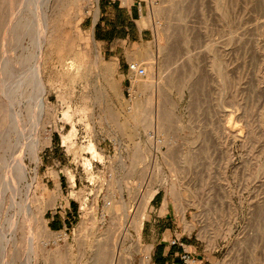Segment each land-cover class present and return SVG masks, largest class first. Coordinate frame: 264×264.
I'll return each instance as SVG.
<instances>
[{
    "label": "rangeland",
    "instance_id": "374dc122",
    "mask_svg": "<svg viewBox=\"0 0 264 264\" xmlns=\"http://www.w3.org/2000/svg\"><path fill=\"white\" fill-rule=\"evenodd\" d=\"M48 1L57 42L45 49L43 61L34 59L44 63L42 70L46 65L47 113L41 125L35 103L28 110L24 97L20 105L28 136L22 142L37 139L40 164L23 152L28 183L27 188L20 184L16 203L20 207L28 202L30 215L16 213L7 194L0 209L6 238L9 220L19 226L17 237L22 232L42 236L36 235L37 245L49 260L31 264H93L91 246L107 226L108 247L99 264H126L127 258L130 264H142L145 256L154 264L163 250L153 245L165 232L181 248L183 264H264V54L253 43L255 32L264 29V0H152L154 6L166 7L155 20L158 36L143 23L151 0H99L97 20L95 0ZM8 16L9 10L0 7V34ZM11 48L0 47V58L6 50L16 73L27 76L21 59L39 51L29 39ZM148 62L157 77L155 101L162 110H171L164 114L170 116L167 125L152 131L151 140V131L130 118L136 101L145 106L151 94L135 88L136 75L128 70L138 64L144 79ZM230 82L233 86L225 93ZM91 139L95 158L84 150ZM126 178L140 193L153 192L140 234L134 237L140 243L138 253L131 243L123 244V215L113 222L107 216L106 228L96 236L79 229L88 213L99 221ZM123 194L128 201L127 190ZM130 208L134 214L136 205ZM49 234L57 235V243ZM27 260L22 243L14 264Z\"/></svg>",
    "mask_w": 264,
    "mask_h": 264
},
{
    "label": "bare ground",
    "instance_id": "6f19581e",
    "mask_svg": "<svg viewBox=\"0 0 264 264\" xmlns=\"http://www.w3.org/2000/svg\"><path fill=\"white\" fill-rule=\"evenodd\" d=\"M51 1H53V0H51ZM60 1L61 0H56V2H60ZM75 1L77 3L79 2L78 0H68L66 2L72 3ZM98 1L99 0H95V3H96L95 19L96 20H97L98 12H99ZM48 2H49L48 0H19V2L16 4L15 0H0V7L5 6L6 9L9 10V16L7 18V22L5 23V25H3L2 32H1L2 34H0V35H2L0 37V39H1L0 44H2V46H0V47L3 48L6 46H11L12 48H17L24 40L29 39L31 46L37 52L39 51L38 56H36V55L31 56L30 55L31 53H30L21 59V63L24 64L26 67H28L27 69L30 72L27 76H24L22 73L21 74L16 73L13 62L6 56L7 51L4 50L5 48L3 49V54H2V57L0 58V209L2 207V200L4 199V197L7 194H9L10 195L9 196L10 206L16 210V213H18V214L23 213L25 216H27V218L30 215V204L28 202H26L22 206L17 207V203H16V196L20 190L19 189L20 184L25 183V185H26V182H27V168L28 167H26V165L24 163L25 158L23 157V155H24L23 152L25 153V151H27L26 155H28L27 157H29V160H31V162L35 163L36 165H39L40 164V159H39L40 144L37 141V139L29 140L28 144L27 143L25 144L22 142V141H24L23 140L25 138L24 136H26V138L28 136L25 135L26 131L23 129V126L21 125L20 105H21L24 97H27V100L29 102V109L28 110L31 109V103L36 104V106L39 109V119L37 121V125L40 126L42 119L45 118V117L42 118V114L47 113L46 111L44 112V110L47 106H45L46 103H44V98H43L44 94H45V86L46 85H44L45 82L43 81V77H42L43 76L42 71L45 69L46 65L44 66V69L42 70V66L44 65V63L41 66V62L39 60L36 62L34 59H40V58L42 59L43 58L42 55H43V52H45V49L49 48L50 46L54 45L57 42V40L55 38L56 27H54L55 24H53L54 18H52V20H51V18L49 17L50 14L48 12V5L46 6V4ZM82 2H83V0H82ZM91 4H92V2H91ZM165 11H166V7H164L163 5L157 7V6L153 5L152 0L149 2V14H148V17H146V19L143 21V23L152 27L155 30V34L157 36L160 33V27L158 26V23L155 22V20L158 17H161L165 13ZM168 13L170 16L174 15L171 10H169ZM253 37H254L253 43L255 45L254 48H256L255 51H257L261 55H262V53L264 54V29L261 30V27H260V29H258L255 32ZM158 46L160 49H163L165 47V45H163V43L160 44V42H159ZM34 49H33V51H34ZM47 50H49V49H47ZM76 53H78V52L76 51ZM32 54H33V52H32ZM44 54L46 56L48 55L46 53H44ZM72 54H74V53H72ZM77 57H79V55ZM32 61H35V63H33L35 65L32 64V66H30ZM42 61H43V59H42ZM77 61H78V59H77ZM220 71H221V69H220ZM147 72L148 73L146 75V78H144V79H143L142 75H140L138 73H132V74L136 75V81H134L135 88H137L140 91L150 92L151 98L149 101H146L145 106L142 104V102L136 101L134 108H133V111H132L133 113L130 116V118L132 117V121L135 123L134 125L143 126L146 130L151 131V133H150V140H151L154 138L153 137L154 134L152 131H159L167 125L166 124L167 119L170 116H167L164 114H165V112L171 111V110H167V109L162 110L160 107V104H158L155 101V99L159 96V89L157 88V86H155V84L157 82V77H155V75L153 73L154 72V65L152 63L151 64L149 63V65L147 64ZM73 73H74V71H73ZM169 75H171V74L169 73ZM219 76H220V72H219ZM171 77H172V75H171ZM171 77H170L169 81L173 82L174 77L173 78H171ZM226 77L228 79L229 76L226 75ZM17 78H19V79L17 81H15ZM231 86H233V85H231V82H230V85H229V83L226 85L225 93H226V91L228 92V89L231 90ZM148 97H150V96H148ZM15 106H17V110L15 109ZM66 114L67 113H65V115ZM92 117H93V115H92ZM232 120H234V119H232ZM70 123H71V119H70ZM232 123H234V121H232ZM77 124H79V123H77ZM80 124H82V123H80ZM71 126H73V125H71ZM117 126H118V129L120 130L121 133L126 134L125 127L122 124L118 123ZM91 129H92V127H91ZM89 130H90V128H89ZM71 133H72V135L75 134V129H73V131H71ZM235 133H236L235 136H237V132H235ZM72 135L69 134V136L66 138V140L68 139V141H69L70 136H72ZM231 135H233V134H231ZM90 137H92V136H90ZM239 137L241 138V135L238 136V138ZM232 138L234 140V137H232ZM235 138H237V137H235ZM91 140H89L88 145L86 147H84L85 149L82 148L78 151L82 150V152H83V149H84L85 151H87V153L91 154L92 158H95L96 156H98L97 155L98 152H97L96 145L93 142L94 139L92 141ZM63 142H64V140H63ZM241 144H242V142H241ZM244 144H245V142H244ZM161 145H162V143H161ZM161 145L157 146L158 151L161 150ZM18 152H19V154L17 155ZM86 161L88 162V160H86ZM228 162H230V161L228 160ZM86 166H87V164H86ZM88 172H89V170H88ZM92 175H93V173H92ZM90 179L91 178H89V181H90ZM37 180H38V171L36 169L35 176H34V179L32 180V182L33 183L37 182ZM126 180L124 179L122 182H120L117 185V190L119 191V196L114 195L113 196V202L108 201V203H106V208L102 212L103 214L100 217L99 221L96 219V217L95 218L91 217V215H89V213H88V216H90V217L87 216L88 217L87 221H85V220L81 221V225L79 224L80 225L79 229L82 231L87 229L90 231L91 236H96L101 230L103 231L106 228L107 216L109 217L110 221L113 222L115 220H118L120 215H123V219L125 221V227H124L123 236H122L123 244L131 243L130 248H132V246H133V250L135 249V251L138 253L140 251V243L138 240H135L134 237H135V235L140 234L141 226L143 223V217H144V213H145V207H146L148 200L152 197L153 192H152V190H150V191H147L145 194L140 193L133 186V184L128 183L129 181L127 178H126ZM174 180L176 183L178 182L177 179H174ZM93 181H94V178H93ZM28 187L31 188L30 183L28 184ZM26 188H27V185H26ZM125 190H127V192H128V201H127V199H125V197H124L125 195L123 194V192ZM29 191H30V189H29ZM177 196H179V195H177ZM110 197L112 199V196H110ZM110 197H109V199H110ZM131 204H133V206H134V204L136 205L137 209H136L135 213L138 211L136 214L135 213L132 214L133 212L131 213V211L129 212V208H130ZM86 209H87V206H86ZM84 210H82V211H84ZM86 215H87V213H86ZM26 221H28V220H26ZM8 227L10 228V239L6 238V236L3 234L2 229L0 230V264H14V262L18 256L19 247L21 246L22 243L25 244L26 250L28 252V260H27L26 264H31L32 262H36L37 259H39V258L44 259V263L48 262L49 259H47V256L45 255L46 253H44L43 249H39V247L37 245L36 239L39 236L38 234H36L38 236H36L35 234H33L31 236L29 232H26V235L24 234L25 232H22L21 236H25V238L23 237L25 239V241L20 242L19 239L21 240V238H20L21 236H18L19 239L17 237V232L19 230V226H17L15 224L14 220H9ZM109 229H110V227L107 226V228L105 230V234H102L100 238L96 239L94 241L93 245L91 246L94 249L93 253H92V254H94V256H91V257H94L93 261L95 263H93V264H96L105 258V254H106L107 247H108V243L105 241H106V234L109 232ZM46 231H47V229L45 230V232ZM48 233L49 232L47 231L46 234L48 235ZM49 236L54 237V239H55L54 241H55V243H57V241H58L57 235H55V234L50 235L49 234ZM38 238H42V236L41 237L39 236ZM38 241H39V239H38ZM91 252H92V250H91ZM57 253H59V252L57 251ZM131 253H133V252H131ZM60 254L61 253H59L58 256H60ZM8 259H9V261H8ZM46 259H47V262H46ZM125 262H128L126 264H130L131 260L129 258H127V260ZM142 264H148V256L144 257Z\"/></svg>",
    "mask_w": 264,
    "mask_h": 264
},
{
    "label": "crops",
    "instance_id": "0c3cea01",
    "mask_svg": "<svg viewBox=\"0 0 264 264\" xmlns=\"http://www.w3.org/2000/svg\"><path fill=\"white\" fill-rule=\"evenodd\" d=\"M138 39H142V32H139ZM125 40L129 41L130 36L128 35ZM166 235L167 233L165 232L162 238L159 237L157 242L153 245L156 250H163L162 254L160 253V255L155 256L154 264H183L181 258V248L177 247L176 243L168 241L167 238H165Z\"/></svg>",
    "mask_w": 264,
    "mask_h": 264
},
{
    "label": "built area",
    "instance_id": "2783aa9c",
    "mask_svg": "<svg viewBox=\"0 0 264 264\" xmlns=\"http://www.w3.org/2000/svg\"><path fill=\"white\" fill-rule=\"evenodd\" d=\"M128 70L131 73H138L140 75H143L145 72L143 69L139 68V66L137 64L129 65Z\"/></svg>",
    "mask_w": 264,
    "mask_h": 264
}]
</instances>
